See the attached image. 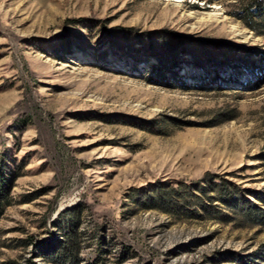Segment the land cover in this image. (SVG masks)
<instances>
[{
    "label": "rangeland",
    "instance_id": "obj_1",
    "mask_svg": "<svg viewBox=\"0 0 264 264\" xmlns=\"http://www.w3.org/2000/svg\"><path fill=\"white\" fill-rule=\"evenodd\" d=\"M251 4L0 0V264H264Z\"/></svg>",
    "mask_w": 264,
    "mask_h": 264
},
{
    "label": "trees",
    "instance_id": "obj_2",
    "mask_svg": "<svg viewBox=\"0 0 264 264\" xmlns=\"http://www.w3.org/2000/svg\"><path fill=\"white\" fill-rule=\"evenodd\" d=\"M251 2L252 4L250 5V8H247L245 10L246 13L245 16L247 18H252L253 16H256L250 11L251 8H258L260 10L258 15H262L263 25H264V4L259 0H251ZM246 25L250 27L252 30H256L252 24L246 22ZM217 46H221V45H217ZM218 187L220 188V193L218 197L220 201L229 203L234 201L236 202L239 199V197L233 195L232 191H228L226 187L223 186L222 187L218 186ZM225 191L228 193H225ZM9 194H10L9 183L7 182V179L4 176L3 171L0 170V219L4 215L6 207L9 204ZM170 198H172V196L168 198L158 194L155 201L162 200L165 204H171V202L173 201ZM242 201H245V208L243 207V209L246 210L245 211L246 214L252 216L256 220H258V222L264 223V208L253 202L246 200L245 198H243ZM63 215L64 214H60V216L57 218L54 224H58L61 218L63 217ZM71 246H72L71 243L70 246L68 247L65 246L64 249L55 256L54 262L56 264H77L72 257Z\"/></svg>",
    "mask_w": 264,
    "mask_h": 264
}]
</instances>
